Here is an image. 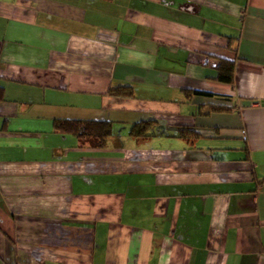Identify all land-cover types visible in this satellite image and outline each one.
I'll return each instance as SVG.
<instances>
[{"label":"crops","instance_id":"0c3cea01","mask_svg":"<svg viewBox=\"0 0 264 264\" xmlns=\"http://www.w3.org/2000/svg\"><path fill=\"white\" fill-rule=\"evenodd\" d=\"M0 264H264V0H0Z\"/></svg>","mask_w":264,"mask_h":264},{"label":"trees","instance_id":"16d2710c","mask_svg":"<svg viewBox=\"0 0 264 264\" xmlns=\"http://www.w3.org/2000/svg\"><path fill=\"white\" fill-rule=\"evenodd\" d=\"M235 61L222 59L218 66L217 80L234 84L235 83ZM132 86H119L112 88L110 93L121 97H131L134 95ZM214 110H227L226 107H213ZM153 121H141L135 123L130 128V134L134 137L148 138L153 127ZM55 127L62 133H70L78 138L81 143H88L91 146L102 147L107 144L108 138L113 133V123L108 120H69L62 119L55 121ZM180 137L187 141L198 138L199 135L193 130H181Z\"/></svg>","mask_w":264,"mask_h":264}]
</instances>
